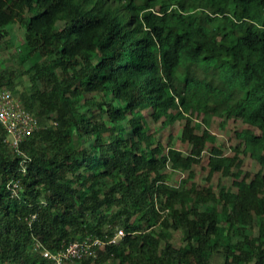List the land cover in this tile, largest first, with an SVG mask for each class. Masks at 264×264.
I'll list each match as a JSON object with an SVG mask.
<instances>
[{
    "label": "trees",
    "instance_id": "obj_1",
    "mask_svg": "<svg viewBox=\"0 0 264 264\" xmlns=\"http://www.w3.org/2000/svg\"><path fill=\"white\" fill-rule=\"evenodd\" d=\"M0 89V264H264V0H0Z\"/></svg>",
    "mask_w": 264,
    "mask_h": 264
},
{
    "label": "built area",
    "instance_id": "obj_2",
    "mask_svg": "<svg viewBox=\"0 0 264 264\" xmlns=\"http://www.w3.org/2000/svg\"><path fill=\"white\" fill-rule=\"evenodd\" d=\"M0 128L5 134L4 144L11 151L24 158L21 163L23 164L26 156L20 151V144L37 130V121L32 114L24 109L21 102L5 89H0ZM22 170L24 171V169ZM6 189L12 197H17L20 191L19 182H8ZM34 218L35 215L30 217L29 226ZM123 236L124 232L117 230L112 237L105 240L88 237L83 241L71 242L54 252L46 249L40 242L36 241L34 250L54 264H67L95 256L97 251L104 249L106 246L116 245Z\"/></svg>",
    "mask_w": 264,
    "mask_h": 264
},
{
    "label": "rangeland",
    "instance_id": "obj_3",
    "mask_svg": "<svg viewBox=\"0 0 264 264\" xmlns=\"http://www.w3.org/2000/svg\"><path fill=\"white\" fill-rule=\"evenodd\" d=\"M6 57V56H3ZM211 264H221V258L216 256L213 260Z\"/></svg>",
    "mask_w": 264,
    "mask_h": 264
}]
</instances>
